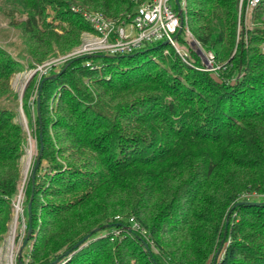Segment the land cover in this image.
Returning <instances> with one entry per match:
<instances>
[{
    "label": "trees",
    "instance_id": "obj_1",
    "mask_svg": "<svg viewBox=\"0 0 264 264\" xmlns=\"http://www.w3.org/2000/svg\"><path fill=\"white\" fill-rule=\"evenodd\" d=\"M4 1L31 64H40L53 47L69 50L92 31L71 6L118 19L144 0ZM186 3L188 27L220 65L217 75L190 67L161 41L62 63L42 82L39 117L34 106L29 120L35 158L39 132L42 150L23 185L25 134L16 112L0 104V241L21 186L20 244L28 235L15 264H264V0L249 6L247 23L248 0ZM19 67L0 46V100L12 94ZM38 87L33 76L23 91L28 118Z\"/></svg>",
    "mask_w": 264,
    "mask_h": 264
},
{
    "label": "built area",
    "instance_id": "obj_2",
    "mask_svg": "<svg viewBox=\"0 0 264 264\" xmlns=\"http://www.w3.org/2000/svg\"><path fill=\"white\" fill-rule=\"evenodd\" d=\"M258 0H248V4L254 5ZM182 12V24L177 13L175 3L171 0H144L124 17L118 19L106 18L99 11H81L76 6H71L75 12H80L83 18L92 28V31H83L81 43L73 49L69 55L80 54H128L140 49L144 44H152L166 41L180 58L191 65L189 53L186 49L176 44L178 34L182 31L190 39V45L201 58V65H196L199 70L213 69V54L204 52L199 42L193 37L186 18V0H178ZM180 32L178 33V30ZM164 52H168L167 49ZM89 64V62H86ZM22 192L17 194L13 203L14 213H22ZM132 228L138 229L143 235L146 233L139 224L130 217Z\"/></svg>",
    "mask_w": 264,
    "mask_h": 264
},
{
    "label": "rangeland",
    "instance_id": "obj_3",
    "mask_svg": "<svg viewBox=\"0 0 264 264\" xmlns=\"http://www.w3.org/2000/svg\"><path fill=\"white\" fill-rule=\"evenodd\" d=\"M171 3L174 4V0H171ZM249 6L251 5L247 4L245 7L244 17H243L244 23L248 22L247 14L249 13ZM11 8L13 7L8 2L4 0H0V46L6 51H8L9 54L18 61L20 67L18 68V71H16L10 78V89L12 94H10L6 98H2L0 100V104L8 106L9 108H11L16 112V117L14 118V120L17 121L22 126V129L25 134L26 141L24 144V151L19 159L20 174L23 185L27 180L28 174L32 167L31 165L33 164V161L35 159L34 140L32 139L33 128L29 127V120H30V124H32L33 116L35 114L34 103L37 92L36 89H34L33 93L31 94V97L28 100V108L30 113V118H28L25 114V111L22 108V101H23L22 97H23L24 88L33 76H35V79L38 82V86H39L40 81L44 77L52 76L49 75V72H56L58 71L62 63L67 62L72 58L82 56V54L68 56V53H70L73 49H75L80 45L81 35H80V42L77 45L72 46L71 49L61 52L57 48L53 47L52 53L46 59H44L40 64H35V63L31 64L29 60V56L26 52L25 45L23 43L22 31L19 28L10 25L8 18L5 17L3 14V10H7V9L9 10ZM240 11L241 9L238 8L239 15H240ZM16 17L18 18V20L24 18L23 16L21 17L19 14H16ZM50 19L51 16L47 18V20ZM238 22H239V18H238ZM55 30L58 33H61L60 29H55ZM180 37L184 38V35L180 34ZM175 42L180 48L186 49L185 43L182 42L181 40L176 39ZM83 55H88V54H83ZM211 65L213 69L207 71L213 72V75H217V71L220 65L216 63L214 58H213V62H211ZM189 66L194 69H197L195 68L196 65L194 63H191V65ZM27 154H29L30 156L28 160V164H26ZM20 190L22 192V186ZM23 214H24V205L22 204V213L18 212L17 215L15 213L13 214V217L8 224V229L6 233L3 235L2 240L0 241V264H15V258L18 255V247L20 246V239L23 236L25 230L23 223L24 221ZM18 218H19V222L17 220ZM11 228H13V234L11 236V239L9 240L8 235H10ZM222 248L223 247H221L220 252L222 251ZM25 251H27V247L24 248L23 253H25Z\"/></svg>",
    "mask_w": 264,
    "mask_h": 264
},
{
    "label": "water",
    "instance_id": "obj_4",
    "mask_svg": "<svg viewBox=\"0 0 264 264\" xmlns=\"http://www.w3.org/2000/svg\"><path fill=\"white\" fill-rule=\"evenodd\" d=\"M174 3L176 5V8H177V13L180 17V25L182 24V12L180 10V7H179V2L178 0H174ZM180 32V29L178 30V33ZM163 43H166V41H164ZM50 77V76H48ZM48 77H44L41 81H40V84H39V87H38V90L36 92V98H35V109H36V115L37 117H39V106H40V88H41V84L42 82L44 81V79L48 78ZM28 81V80H27ZM39 141H40V147H39V153L37 154L35 160H34V163L30 169V177L31 179L34 178V174H35V170L38 166V163H39V158H40V154H41V150H42V144H41V132H39ZM242 201H239V202H236L233 206L237 205L238 203H241ZM30 206H31V199L28 201V204H27V212L28 214H30ZM227 222V220H226ZM110 226V224H105L103 225L101 228H105V227H108ZM99 228H94L93 230H91L88 234H86L85 236H83L80 240H78L75 244H73L69 249L65 250L59 257L55 258L52 263H56L60 257L62 256H65V255H68L72 250H74L75 248H77L79 246V244H81L85 239H87L91 233L97 231ZM224 229H226V223H225V227ZM29 232V230H28ZM225 235V230H224V233H223V237ZM27 237L28 235H26L23 239V241L21 242L20 246L18 247V255H20L21 253V250L23 248V246L25 245L26 241H27ZM222 244H223V238L220 240V244L219 246L217 247L214 255H213V258H212V262H215L218 255H219V252H220V249L222 247ZM146 245V243H145Z\"/></svg>",
    "mask_w": 264,
    "mask_h": 264
},
{
    "label": "bare ground",
    "instance_id": "obj_5",
    "mask_svg": "<svg viewBox=\"0 0 264 264\" xmlns=\"http://www.w3.org/2000/svg\"><path fill=\"white\" fill-rule=\"evenodd\" d=\"M29 157H30L29 154H27V156H26V164H28ZM12 234H13V228L10 229V235H8L9 236V238H8L9 240L11 239Z\"/></svg>",
    "mask_w": 264,
    "mask_h": 264
}]
</instances>
